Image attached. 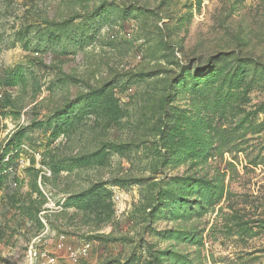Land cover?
<instances>
[{
	"label": "rangeland",
	"instance_id": "374dc122",
	"mask_svg": "<svg viewBox=\"0 0 264 264\" xmlns=\"http://www.w3.org/2000/svg\"><path fill=\"white\" fill-rule=\"evenodd\" d=\"M102 89L117 124L95 105L56 129ZM0 94L27 164L0 264L60 235L91 243L75 264H264V0H0Z\"/></svg>",
	"mask_w": 264,
	"mask_h": 264
},
{
	"label": "built area",
	"instance_id": "2783aa9c",
	"mask_svg": "<svg viewBox=\"0 0 264 264\" xmlns=\"http://www.w3.org/2000/svg\"><path fill=\"white\" fill-rule=\"evenodd\" d=\"M4 150L5 146H2L0 148L1 188L8 186L10 189H16L19 170L24 169L27 164L19 157L20 148L12 149L7 153ZM114 199L118 201V195L115 194ZM40 220L43 222L41 218ZM91 248L90 242H81L77 247L72 248L66 243L64 236L60 235L55 244V249L50 250L41 244L40 238H34L26 248L25 264H75L79 258L88 254Z\"/></svg>",
	"mask_w": 264,
	"mask_h": 264
},
{
	"label": "trees",
	"instance_id": "16d2710c",
	"mask_svg": "<svg viewBox=\"0 0 264 264\" xmlns=\"http://www.w3.org/2000/svg\"><path fill=\"white\" fill-rule=\"evenodd\" d=\"M23 78L24 77L22 73V68L17 67L14 71L10 73L8 77V85L11 87L16 86L18 82L23 81ZM95 105H98L99 108L103 110V113L106 119H108L110 122H113L115 124H117L118 121L123 116L121 102L117 98H115L112 90H107V89H102L99 91V93H94L91 96L83 98L81 100V105L79 106H70L69 108H67L68 115L70 114L72 115L75 110H77L80 114H82L88 109H91L92 107H94ZM162 109L165 111V106H162ZM71 115L70 116L57 115L56 118L58 120L56 121L57 122L56 129L61 130L64 125L66 124L71 125L72 120L74 121ZM56 135L58 134H55V136ZM20 138H21L20 136L15 135L13 139H11L6 144V147L4 150L5 153L9 152L12 149L18 148V147H15V148L9 149L12 146V143L14 141L20 142ZM0 188H1V182H0ZM63 205L67 206V204H63Z\"/></svg>",
	"mask_w": 264,
	"mask_h": 264
}]
</instances>
